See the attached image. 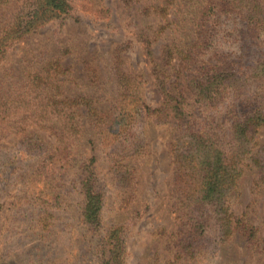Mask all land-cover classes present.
Wrapping results in <instances>:
<instances>
[{"label":"rangeland","instance_id":"374dc122","mask_svg":"<svg viewBox=\"0 0 264 264\" xmlns=\"http://www.w3.org/2000/svg\"><path fill=\"white\" fill-rule=\"evenodd\" d=\"M25 1H0V31ZM251 1H238L244 14H249ZM256 1L263 9L257 17L264 18V0ZM225 3L229 2L221 1ZM205 4L206 0H73L69 16L51 21L8 51L0 62V95L19 93L27 73L57 61L67 68L62 90L68 98L95 99L96 107L109 113L123 91L120 68L135 82L139 96H134V104L167 111L157 70L164 73L166 90L174 95L180 57L172 50L171 59L169 50L192 43ZM104 7L109 12L100 11ZM239 27L238 18L229 19L218 35ZM247 35L255 36V29ZM229 42L220 47L234 51L242 44L231 37ZM260 50L264 52V45L249 47L252 60ZM263 94L264 75L250 82L245 96ZM80 109L82 146L72 149L65 166L56 161V138L48 131L27 130L47 144V152L38 157L28 156L16 138L0 141V264H99L91 241L97 235L81 215L77 178L82 162L92 157L105 183L104 229L127 224V264H264V180L256 168H243L239 187L227 199L232 222L239 221L235 230L232 225V235L222 239L218 231L205 233L195 253L185 250L188 255L183 256L190 213L184 207L186 185L179 180L172 154L175 121L144 110L145 156L128 161L134 173L125 183L101 150L98 130ZM254 144L255 152L264 148V127Z\"/></svg>","mask_w":264,"mask_h":264},{"label":"trees","instance_id":"16d2710c","mask_svg":"<svg viewBox=\"0 0 264 264\" xmlns=\"http://www.w3.org/2000/svg\"><path fill=\"white\" fill-rule=\"evenodd\" d=\"M221 1L229 3L222 5ZM238 1L206 0L192 43L170 48L171 59L172 50L180 57L174 95L166 90L164 73L157 70L167 111L134 104V96H139L135 82L120 68L118 84L123 91L109 113L100 111L95 99L68 98L62 90L67 68L51 61L35 73H27L19 93L0 95V141L16 138L28 156L38 157L47 152V144L39 134L27 130L48 131L56 138V161L65 166L72 149L82 146L83 108L98 130L101 150L107 152L112 169L126 183L134 173L128 161L144 157L146 152L144 110L162 119V113L167 114L175 121L172 154L179 180L186 185L184 207L190 213L186 247L180 253L194 254L205 233L218 231L222 239L230 237L232 225L235 230L239 221L232 222L227 199L239 187L243 168H256L264 180V148L254 151L255 136L264 127V94L245 96L250 82L264 75V52L258 51L259 57L252 60L248 51L264 45V18L257 17L263 9L254 0L248 6L249 14H244L245 7ZM72 10L73 0H26L11 24L0 31V62L15 44L51 21L69 16ZM232 18H238L240 27L220 37L221 26ZM252 28L256 35L250 37L247 33ZM230 37L242 44L234 51L223 50L220 45L226 40L230 43ZM95 161V157L83 161L77 173L83 197L81 215L89 231L97 235L91 241L98 263L127 264V224L103 227L107 195Z\"/></svg>","mask_w":264,"mask_h":264}]
</instances>
